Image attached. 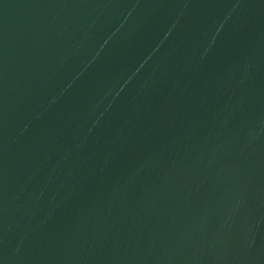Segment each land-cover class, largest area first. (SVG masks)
I'll return each mask as SVG.
<instances>
[{
	"label": "water",
	"instance_id": "95a60500",
	"mask_svg": "<svg viewBox=\"0 0 264 264\" xmlns=\"http://www.w3.org/2000/svg\"><path fill=\"white\" fill-rule=\"evenodd\" d=\"M0 264H264V0H0Z\"/></svg>",
	"mask_w": 264,
	"mask_h": 264
}]
</instances>
